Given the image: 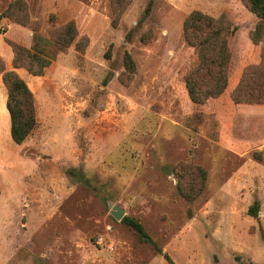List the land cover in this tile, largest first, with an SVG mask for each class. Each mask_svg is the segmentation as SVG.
<instances>
[{"label": "rangeland", "instance_id": "374dc122", "mask_svg": "<svg viewBox=\"0 0 264 264\" xmlns=\"http://www.w3.org/2000/svg\"><path fill=\"white\" fill-rule=\"evenodd\" d=\"M17 1L0 0V58L33 93L36 126L20 148L7 140L0 83V264H264V105L230 99L264 48L241 1L21 0L26 25L4 16ZM194 11L237 29L229 87L200 107L183 84L198 60L183 35ZM70 21L75 42L42 76L13 68L9 43L30 49ZM184 164L207 173L191 202L178 192Z\"/></svg>", "mask_w": 264, "mask_h": 264}, {"label": "trees", "instance_id": "16d2710c", "mask_svg": "<svg viewBox=\"0 0 264 264\" xmlns=\"http://www.w3.org/2000/svg\"><path fill=\"white\" fill-rule=\"evenodd\" d=\"M240 1L257 19L254 29L249 32V39L255 46L263 44L264 0ZM149 8L146 9V14L149 13ZM120 15L118 12L113 19L114 27L118 26ZM4 16L22 25L28 23L26 6L21 0L10 6ZM236 30L224 15L216 19L194 11L186 17L183 24L184 39L189 47L196 50L198 60L185 74L183 84L195 107L205 106L210 99H218L228 89L232 62L229 40ZM77 36L75 24L70 21L53 31L50 38L34 35V43L30 49L9 43L13 51L12 66L40 77L57 55L65 52L75 42ZM77 50L81 52L82 48ZM124 64L130 74L135 72V62L127 52L124 54ZM0 74L7 91L6 109L10 117V136L16 145H22L36 126L34 96L26 82L14 70L4 69L1 58ZM230 99L234 104L264 105V48L261 49L259 63L243 70L238 84L231 90ZM176 173L179 176L178 192L182 198L191 202L201 195L207 181L205 170L193 164L185 167L184 164L180 166V170L176 169ZM247 212L257 219L258 205L253 204ZM123 222L137 235L139 241L153 244L140 223L125 218ZM157 251L161 254L160 250ZM163 258L169 264H175L168 255H163Z\"/></svg>", "mask_w": 264, "mask_h": 264}, {"label": "crops", "instance_id": "0c3cea01", "mask_svg": "<svg viewBox=\"0 0 264 264\" xmlns=\"http://www.w3.org/2000/svg\"><path fill=\"white\" fill-rule=\"evenodd\" d=\"M5 67H6V71H10L12 68L10 67V61L9 60H5ZM18 72V70H16ZM0 83L2 84V79H1V75H0ZM3 103H4V106L6 108V104H5V101H6V97H7V92L6 90L3 91ZM7 110V109H6ZM8 112V111H7ZM5 113V117L3 118L5 123H6V126H5V137L7 138V140H9L10 142H13L12 139H11V136H10V117H9V114L8 113ZM14 143V142H13ZM15 144V143H14ZM16 145V144H15ZM17 147H21L23 146L22 145H16ZM233 153L235 154H241V152L239 150H232Z\"/></svg>", "mask_w": 264, "mask_h": 264}, {"label": "water", "instance_id": "95a60500", "mask_svg": "<svg viewBox=\"0 0 264 264\" xmlns=\"http://www.w3.org/2000/svg\"><path fill=\"white\" fill-rule=\"evenodd\" d=\"M111 204V203H110ZM112 205V204H111ZM110 215L116 220L121 221L124 217V211L118 206L113 205V207L110 210Z\"/></svg>", "mask_w": 264, "mask_h": 264}]
</instances>
